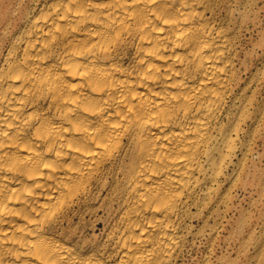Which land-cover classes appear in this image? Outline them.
I'll list each match as a JSON object with an SVG mask.
<instances>
[{"label": "bare ground", "instance_id": "obj_1", "mask_svg": "<svg viewBox=\"0 0 264 264\" xmlns=\"http://www.w3.org/2000/svg\"><path fill=\"white\" fill-rule=\"evenodd\" d=\"M261 8L0 0V264H180L225 217L229 264H264L242 76Z\"/></svg>", "mask_w": 264, "mask_h": 264}, {"label": "rangeland", "instance_id": "obj_2", "mask_svg": "<svg viewBox=\"0 0 264 264\" xmlns=\"http://www.w3.org/2000/svg\"><path fill=\"white\" fill-rule=\"evenodd\" d=\"M262 6L259 12L257 27L252 31H245V42L243 46L249 52L245 59L246 68L242 76L246 78L247 98H255L261 104L264 102V0H259ZM254 43V45H253ZM245 103V101H243ZM255 106H252L247 99L244 107V116L251 114ZM248 122V120H247ZM259 129H261L259 127ZM254 161L258 167L264 168V138L254 141ZM241 191L236 192V198L241 197ZM230 217H225L223 226H217L212 230H205L203 233L188 234L181 251L180 264H229L230 258H236L235 245L233 244L228 231L230 229ZM226 220H228L226 222ZM231 221V219H230ZM192 229L199 225L198 220H193ZM213 224V219H209ZM212 225L206 227L211 228Z\"/></svg>", "mask_w": 264, "mask_h": 264}]
</instances>
